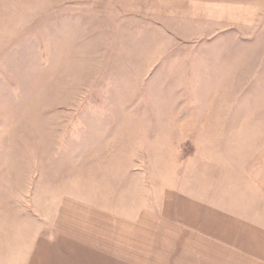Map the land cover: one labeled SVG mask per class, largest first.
Returning <instances> with one entry per match:
<instances>
[{
  "label": "rangeland",
  "instance_id": "obj_1",
  "mask_svg": "<svg viewBox=\"0 0 264 264\" xmlns=\"http://www.w3.org/2000/svg\"><path fill=\"white\" fill-rule=\"evenodd\" d=\"M121 3L0 0L6 260L12 241L53 231L64 197H107L130 214L152 209L202 145L264 141V11L254 29L179 41ZM252 108L263 111L253 117Z\"/></svg>",
  "mask_w": 264,
  "mask_h": 264
},
{
  "label": "crops",
  "instance_id": "obj_2",
  "mask_svg": "<svg viewBox=\"0 0 264 264\" xmlns=\"http://www.w3.org/2000/svg\"><path fill=\"white\" fill-rule=\"evenodd\" d=\"M119 7L193 41L227 27L254 29L264 0H122ZM204 146L192 152L183 177H170L162 198L154 194L152 209L130 214L107 205V197H64L53 231L41 221L46 234L12 241L14 251L0 264H264V141L217 142L214 153ZM2 203L16 216V205Z\"/></svg>",
  "mask_w": 264,
  "mask_h": 264
}]
</instances>
